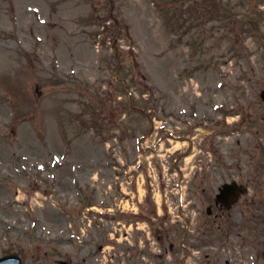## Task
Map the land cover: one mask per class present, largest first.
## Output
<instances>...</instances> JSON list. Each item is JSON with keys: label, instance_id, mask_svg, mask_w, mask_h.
<instances>
[{"label": "rangeland", "instance_id": "rangeland-1", "mask_svg": "<svg viewBox=\"0 0 264 264\" xmlns=\"http://www.w3.org/2000/svg\"><path fill=\"white\" fill-rule=\"evenodd\" d=\"M261 93L264 0H0V258L264 264L206 215Z\"/></svg>", "mask_w": 264, "mask_h": 264}, {"label": "flooded vegetation", "instance_id": "flooded-vegetation-1", "mask_svg": "<svg viewBox=\"0 0 264 264\" xmlns=\"http://www.w3.org/2000/svg\"><path fill=\"white\" fill-rule=\"evenodd\" d=\"M240 158H234L237 160ZM232 161L229 168L224 165L226 170L223 171L222 176L225 179H229L227 182H235L241 191V196L237 202L231 206L229 210H225L221 202L216 201L214 197L209 199L208 207L206 208V215L210 218L211 223L219 224L218 230L220 227H223L221 232H226L229 236H233L238 239L239 232H243L245 241L240 240V246L245 243L247 246L254 245L252 249L254 254L261 256L264 260V222H263V211L259 209V202L264 200V197L259 195V185L258 180L259 171L249 166L250 162H247L248 165L245 169L240 168V161ZM214 174H218L217 171H214ZM221 177V175H219ZM240 207L238 211L234 209ZM260 222V223H259ZM256 229V230H255ZM258 230L262 232L260 237V242L258 244H263L262 249L257 248V245L249 238L250 231ZM196 264V263H195Z\"/></svg>", "mask_w": 264, "mask_h": 264}, {"label": "bare ground", "instance_id": "bare-ground-1", "mask_svg": "<svg viewBox=\"0 0 264 264\" xmlns=\"http://www.w3.org/2000/svg\"><path fill=\"white\" fill-rule=\"evenodd\" d=\"M45 201V199H44ZM42 202H38V206L37 208L40 209L42 211V214H44L45 216H48V217H51V214H52V207L49 206V205H44V204H41ZM56 225L53 226V223H50V227L53 229ZM243 246L246 245L245 243L242 244ZM247 246V245H246ZM143 249L142 248H139V251H142ZM152 254H155L157 255L156 253H152ZM104 255L106 256L107 253L106 251L104 252ZM103 260H105V258L102 257ZM101 261V257L95 259L93 261V264H99V262ZM138 264H145V262L143 261H138ZM240 264H247L246 261H241Z\"/></svg>", "mask_w": 264, "mask_h": 264}, {"label": "water", "instance_id": "water-1", "mask_svg": "<svg viewBox=\"0 0 264 264\" xmlns=\"http://www.w3.org/2000/svg\"><path fill=\"white\" fill-rule=\"evenodd\" d=\"M262 98L264 99V95H262ZM230 186H225L223 190L221 191V197H226L230 195L231 192H229ZM0 264H19V261L16 259L15 256H9L7 258H4L0 260Z\"/></svg>", "mask_w": 264, "mask_h": 264}]
</instances>
